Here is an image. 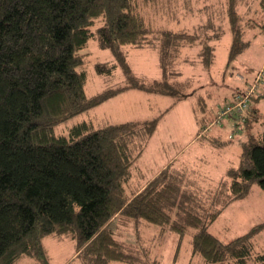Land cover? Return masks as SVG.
Returning a JSON list of instances; mask_svg holds the SVG:
<instances>
[{"label": "trees", "instance_id": "16d2710c", "mask_svg": "<svg viewBox=\"0 0 264 264\" xmlns=\"http://www.w3.org/2000/svg\"><path fill=\"white\" fill-rule=\"evenodd\" d=\"M155 1L0 0V264H16L25 254L36 264H49L41 242L47 236L75 241L81 264H133L134 256L110 228L116 217L167 227L180 239L196 228L192 251L206 264H264V251L253 253V238L264 222L227 243L208 231L220 209L245 196L252 183L264 192V131L242 145L237 167L227 170L229 182L220 193L226 201L211 204L187 190L184 171L161 170L142 186L131 181L157 118L100 129L80 121L66 134L54 133L56 124L114 93L88 98L85 92L82 52L90 39L114 57L97 62L96 73L109 77L122 68L130 87L184 96L160 79L139 83L123 52L125 46L156 48L173 62L194 43L187 31H155L146 22L141 9ZM238 2L226 0L233 32L227 66L248 45L235 29ZM258 4L264 14V0Z\"/></svg>", "mask_w": 264, "mask_h": 264}, {"label": "rangeland", "instance_id": "374dc122", "mask_svg": "<svg viewBox=\"0 0 264 264\" xmlns=\"http://www.w3.org/2000/svg\"><path fill=\"white\" fill-rule=\"evenodd\" d=\"M156 1L141 9L146 22L155 31H187L194 43L182 48L173 62L163 60L156 48L125 46L123 52L139 83L150 84L160 79L184 96L176 99L170 94H154L130 87L131 80L122 68L109 77L96 73L94 65L97 62L113 61L114 57L109 48L104 49L90 39L82 52L87 53L85 92L88 98L103 92L114 93L86 112L56 124L54 133L66 134L80 121H90L95 129H100L111 124L157 118L158 124L148 146L137 159L146 172L134 184L142 183L165 165L170 170L184 171L187 190L197 192L202 204L221 203L218 199L225 202L220 193L226 190L229 182L227 170L237 167L242 145L264 131V91L261 90L257 96L263 94L262 97L253 104L259 110L261 121L258 124L245 131L242 124L246 120L238 125L230 116H225L221 124H210L223 105L233 99L234 91L245 90L256 72L264 69V14L258 4L260 0H239L236 5L235 29L242 30L241 40L248 41V45L235 55L229 66L226 62L233 32L224 6L226 0ZM238 74L246 79L243 89L244 81ZM164 75L169 77L165 79ZM249 75L253 77H247ZM129 192L126 189V193ZM219 212L208 231L227 243L245 234L253 225L264 222V192L252 183L245 196L230 201ZM110 228L127 254L134 256L133 264H206L200 254L192 251L196 228H188L181 239L167 227L161 230L154 224L140 221L134 225L132 220L120 217L111 222ZM41 242L49 253V264H81L75 257V241L71 238L47 236ZM253 244V253L264 251V229L257 232ZM16 264L36 263L25 254ZM112 264L131 263L117 261ZM223 264L234 263L230 260Z\"/></svg>", "mask_w": 264, "mask_h": 264}, {"label": "built area", "instance_id": "2783aa9c", "mask_svg": "<svg viewBox=\"0 0 264 264\" xmlns=\"http://www.w3.org/2000/svg\"><path fill=\"white\" fill-rule=\"evenodd\" d=\"M264 89V69L261 68L256 72V75L245 90L242 92L236 93L234 98L225 103L221 110L217 113L216 117L213 119V122L210 126L221 124L225 116H230L231 118L238 121L240 125L249 110V105L252 99L257 97V95ZM231 138L232 135H229Z\"/></svg>", "mask_w": 264, "mask_h": 264}, {"label": "crops", "instance_id": "0c3cea01", "mask_svg": "<svg viewBox=\"0 0 264 264\" xmlns=\"http://www.w3.org/2000/svg\"><path fill=\"white\" fill-rule=\"evenodd\" d=\"M224 6H226V4L224 5ZM227 11V10H226ZM177 31H184V30H182V29H180V30H177ZM186 32V31H185ZM146 48H149V47H146ZM152 49V48H151ZM155 49V48H154ZM181 53V52H180ZM238 77H239V79H242L244 82H243V84H242V86H241V89H243L246 85H244L245 84V82H246V79L244 80L243 79V76H241L240 74H238L237 75ZM247 77H249V78H251V77H253L252 75H249V76H247ZM263 91H264V89H263ZM238 92V90L237 91H234V93L231 95V96H234V94H236ZM263 95V94H262ZM262 95H259V97L257 96V98H255V99H253L251 102H250V105H249V108H250V112H248V117H247V122L244 124V126H243V128H244V130L246 131L247 130V128L249 129L250 127H252V126H254V125H256V124H258L260 121H261V119L259 118V110L257 109V108H255L254 106H253V104L259 99V98H261L262 97ZM251 113H255V115H253V114H251ZM263 131V130H262ZM261 131V132H262ZM261 132H258V136H259V134L261 133ZM257 136V137H258ZM150 141V140H149ZM148 141V142H149ZM147 142V143H148ZM146 146H148L147 144H146ZM146 149V148H145ZM144 149V150H145ZM144 152V151H143ZM142 152V153H143ZM141 153V154H142ZM141 159V158H140ZM140 163V162H139ZM138 162H137V160H136V162H135V164H134V166L132 167V178H131V181L133 182V183H135L136 182V179L139 177V178H142V176L145 174V172H146V170L145 169H143L142 168V166L139 164ZM164 169H168L167 167H165V165H163L162 167H161V170H164ZM161 170H158L155 174H153L152 176H150V177H148L146 180H144L142 183H140L139 184V186H142V185H144V184H146L147 183V180H149V179H152L155 175H157ZM174 170V169H173ZM177 171H180L179 169H176ZM176 170H174V171H176Z\"/></svg>", "mask_w": 264, "mask_h": 264}]
</instances>
